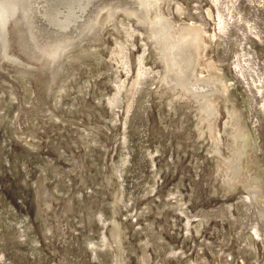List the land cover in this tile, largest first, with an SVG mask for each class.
<instances>
[{"label":"rangeland","instance_id":"1","mask_svg":"<svg viewBox=\"0 0 264 264\" xmlns=\"http://www.w3.org/2000/svg\"><path fill=\"white\" fill-rule=\"evenodd\" d=\"M167 1L169 5L164 12L177 22H189L185 16L176 14L177 3L183 6L184 12L197 8L206 18L205 30L214 35L212 48L206 53L227 73L236 105L242 108L256 142L248 138L245 145L257 146L256 158L262 167L264 185V88L257 93L252 82H261L264 87V0ZM219 16L226 20L227 36L223 46L216 47ZM107 32L112 31L109 28L101 32L104 47L99 44L96 49L100 57L88 61L93 64L92 76L78 72L81 83H66L74 88L70 92L65 88L66 93L60 89L58 101L53 100V93L50 97L44 95V70L38 88L33 81L29 86H21L20 80L17 82L7 75H4L7 84L0 80V93L3 92L0 95V264H113L110 250L100 251L96 247V244L111 242L108 230L110 218L114 216L111 196L114 185L107 177L112 171L113 181L121 185V215L129 219L124 221L128 230L125 246H133L135 251L123 254L127 256L125 264H141L135 254L141 255L145 240L151 242L145 248L149 257L147 264H264V236L260 233V238L255 236L254 255H250L244 240L249 231L254 233L250 229L255 216L248 211L237 221L221 217L222 201L212 196L207 175L195 169L199 168L197 160L205 154L202 150L194 151L192 142L183 140L175 130V123L172 129L161 123L159 115L168 110L158 107L159 101L154 95L160 69L158 63L153 65L149 43L146 41L147 47H144L145 38L130 32V38L122 40L128 61L123 67L116 57L121 51L113 42V32ZM89 41L90 38L82 41L80 46ZM15 44L10 47V53L21 60H31L24 38L16 37ZM217 54L223 60L221 64L217 62ZM3 66L11 70L5 62ZM68 66L66 58L60 70ZM141 70L148 73L145 80L144 75L139 77ZM65 73V70L59 73L57 82ZM139 81H149L146 92L140 93ZM13 92L18 94L14 99ZM36 96L48 104L51 114L37 111L38 107H46L35 102ZM116 98H120L119 102ZM167 114L168 121L172 115ZM222 114L219 125L226 116L224 110ZM54 115L58 121L51 117ZM28 125L34 136L24 141L22 134ZM90 127L101 128L102 133H93ZM39 179L43 189L59 197L52 198L53 206L44 213L46 224L37 212L40 200L35 196V188ZM157 192L164 196L162 200L165 196L168 197L165 200L172 198L170 194L184 199L183 209L190 219L185 220L180 212L161 204ZM236 198L237 194H232L225 200L235 203ZM199 217H204L202 234L197 235L194 230L193 234H186L188 225H197ZM46 225L51 233L46 231Z\"/></svg>","mask_w":264,"mask_h":264},{"label":"bare ground","instance_id":"2","mask_svg":"<svg viewBox=\"0 0 264 264\" xmlns=\"http://www.w3.org/2000/svg\"><path fill=\"white\" fill-rule=\"evenodd\" d=\"M168 5L169 1L167 0H0V80L2 83L7 84L8 82L4 77V75H7L17 82L20 80L21 86H29V82L33 81L38 88L41 79H43L40 78V74L44 70L45 77L43 80L45 82L44 88H46L44 95L50 97V94L53 93V100L58 101L60 95L57 92L60 89L66 93L67 90L71 89L72 91V88H74L72 84L67 86L66 83L70 84V81H74L76 85L80 84L81 82H78L80 73H83V75L88 74V77L92 76L93 71L90 67L93 64L92 62V65L88 64L90 63L88 61L98 60L100 57V53L98 54V51L96 53V49L99 44L104 45L101 32H105L109 28L113 32L111 35L113 42L121 51L119 52L117 48L119 53H114L121 60L120 63L123 64V67L127 61V53L123 52L127 48L125 49L126 45H124L122 40L129 39L130 32V34L137 33V35L144 37L145 41L142 44L147 47L145 42L149 43L150 53L152 52L154 55V60L152 59L154 61L153 65L158 63L160 69L158 71L157 85L155 90H153L157 101H159L158 107L167 108V113L176 118L173 121L171 116L167 121L168 114L165 111L167 115L163 112L159 113L161 123L167 129H172V125L175 123V130L178 134H181L183 140L192 142L194 151L202 150V153L205 154L197 160L199 168L195 169L207 175L206 178L208 179V185L212 189V196L222 201L221 217L225 219L231 217L237 221L242 219L248 211L255 216V222L250 229L254 230V233L249 231L247 233L248 236L244 239L250 255H254L257 246L255 236H264L263 172L261 165L258 163V158H256L257 146L248 147L245 145L248 138H252L249 124L242 112V108L236 105L227 73L225 74L221 65L216 66L214 58L206 53L207 49L212 48L211 38L212 36L214 38V35H210L211 32L209 33L205 30L208 25L206 18L201 15L199 9L190 8L188 12H184L183 6L177 3L175 7L176 14L179 17L185 16L189 20L188 23L184 21L182 23L177 22L176 18L171 19V14L164 12L165 7H168ZM224 21L219 16L217 36L219 41H216V47L223 46L224 38L227 36ZM122 30L123 32L125 31L124 35ZM107 33L111 34L110 32ZM16 37L24 38L25 50L30 51L31 60L24 61L15 54L12 55L10 53L12 44L16 45ZM88 38L91 41L87 45L80 46L82 41L84 42ZM128 46L130 47V44ZM131 47H134L132 42ZM106 48L104 49L106 50ZM219 54H217V62L221 64L223 60ZM66 58L69 66L63 67L66 73L63 79L59 78L57 82L59 73L64 71L63 69L60 70V65ZM137 61L142 64L144 60ZM4 62L10 66L9 69L11 70L3 66ZM115 62L118 63V61ZM18 64L23 65V67H19ZM64 66L66 65L64 64ZM82 67H85L86 70L83 71ZM78 72L80 73L78 74ZM142 75L145 76L144 80L149 77H147L148 73L146 74V70L139 72L140 78ZM252 82L257 93L264 88L260 85L261 82L260 84H256L254 80ZM148 83L149 81L144 83L139 81L137 83L140 93L146 92ZM65 88L68 89L66 90ZM8 95L10 96V94ZM11 95L12 99H14L13 96L18 94L13 92ZM128 96L129 102L130 97ZM34 100L37 103H43L39 96H36ZM114 104L116 105V103ZM18 106L20 109V104ZM33 106L37 107L35 104ZM41 106L46 108L40 109L38 107V112L52 113L48 104L43 103ZM222 110H224L226 116L223 117L219 125L220 118L223 116ZM51 117L58 118L55 115ZM29 124L34 126L33 121H30ZM30 125L24 129L23 134L21 133L25 136V139L22 138L24 141L28 137L34 136L31 131L32 128L30 130ZM13 129L16 130L14 127ZM100 129L97 127L91 128L93 133H102ZM14 130L13 132H15ZM27 130H30V132H27L28 134L25 133ZM192 130L195 133L194 135H192ZM254 141V138H252V142ZM26 143L28 144L29 142ZM31 144L33 146L36 145L33 142ZM205 167H207V170H205ZM114 176L115 173L112 171L107 177V181L114 185L111 193L114 216L110 218L111 225L108 230L109 241L111 242L109 244H106L108 241L103 242L106 245H102L99 241L101 245L96 244V247L100 248V251L109 249L112 253L113 264H125L127 256L124 257L123 254L126 251H129L130 254L135 253V251L133 246L129 248L125 246L128 230L124 225V221L128 222L129 219L128 216L121 215L123 195L121 185L113 181ZM43 187L44 185L39 179L35 188V196L40 200L37 203V212L42 222L46 224L47 220L44 218V213L53 206L52 198L58 200L59 197H54ZM156 194L161 204L180 212L185 217V220L190 219L189 216L185 215V209H183L185 205L184 199L170 194L172 198L166 199V201L165 198L168 197L165 196L162 200L161 198L164 196H160L158 192ZM232 194H237L235 203L225 200ZM234 211L237 212L236 215ZM210 216L216 217L215 214ZM203 218H198L197 225H192L188 222L190 225H188L189 228L186 229L185 233L190 234L194 230L197 235L202 234L203 231L201 230L204 229ZM261 220L262 222H258ZM46 231L51 233L48 225H46ZM174 234L176 235L177 232H174ZM149 244L151 242L143 241L142 246L144 249L141 251V255L135 254L136 259L141 264H147L149 261L148 253L145 251Z\"/></svg>","mask_w":264,"mask_h":264}]
</instances>
